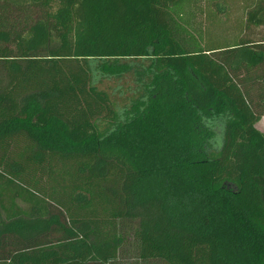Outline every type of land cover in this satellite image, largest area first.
Here are the masks:
<instances>
[{"label":"trees","instance_id":"1","mask_svg":"<svg viewBox=\"0 0 264 264\" xmlns=\"http://www.w3.org/2000/svg\"><path fill=\"white\" fill-rule=\"evenodd\" d=\"M261 28L264 0H0V264H264Z\"/></svg>","mask_w":264,"mask_h":264},{"label":"rangeland","instance_id":"2","mask_svg":"<svg viewBox=\"0 0 264 264\" xmlns=\"http://www.w3.org/2000/svg\"><path fill=\"white\" fill-rule=\"evenodd\" d=\"M229 25L230 30L231 27L234 25L232 18H229ZM209 33L207 38L210 40L208 43L209 45H214L216 48L222 47L224 45H227L229 41L231 40L229 37H227V28L225 24L222 25H214V27L209 28ZM261 33L264 35V28H261ZM231 44V43H230ZM258 71L257 73H259ZM127 83H118V82H106L100 85L101 89H104L108 91L114 98L116 102L123 103V98H120V93L122 92L119 90V86H126ZM121 91V92H120ZM257 128L264 132V117L260 120V122L257 124Z\"/></svg>","mask_w":264,"mask_h":264}]
</instances>
